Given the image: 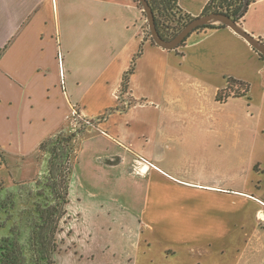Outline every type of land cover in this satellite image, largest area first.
I'll list each match as a JSON object with an SVG mask.
<instances>
[{
	"label": "crops",
	"instance_id": "obj_1",
	"mask_svg": "<svg viewBox=\"0 0 264 264\" xmlns=\"http://www.w3.org/2000/svg\"><path fill=\"white\" fill-rule=\"evenodd\" d=\"M176 1L193 18L209 2ZM239 25L263 40L264 0ZM227 78L249 93L219 104ZM74 110L89 121L76 159L90 142L142 198L128 264H264V62L243 38L226 27L164 50L137 0H0V149L36 153Z\"/></svg>",
	"mask_w": 264,
	"mask_h": 264
},
{
	"label": "rangeland",
	"instance_id": "obj_2",
	"mask_svg": "<svg viewBox=\"0 0 264 264\" xmlns=\"http://www.w3.org/2000/svg\"><path fill=\"white\" fill-rule=\"evenodd\" d=\"M141 10L144 13L142 8ZM142 19L145 21L147 36L151 38L145 13L142 14ZM161 19L165 25L175 26V23L172 24V21L165 17ZM60 67L64 76L66 73L63 72L62 61ZM78 116L77 113L68 122L66 131L62 132L76 134V146L78 134L82 128L89 126L88 120H82ZM89 144L88 141L80 144V154L73 162L71 194L67 206L68 218L62 224L63 230L59 235V239L64 241L62 248H69V252L65 253L68 250L62 249L56 253L54 262L128 264V244L134 234L130 230L133 226L131 215L142 205V198L132 200L126 197L125 192L130 186L125 175L127 172L99 168L92 159ZM46 161L47 156L39 151L17 159L8 157L0 149V199H4L7 193H15L14 219L20 223L22 229H25V224L17 215L31 207L27 193L36 190L34 181L41 179L45 174ZM138 194L139 192L136 193V198ZM3 218L4 216H0V220ZM24 233H27V229ZM1 234H4L2 230Z\"/></svg>",
	"mask_w": 264,
	"mask_h": 264
},
{
	"label": "trees",
	"instance_id": "obj_3",
	"mask_svg": "<svg viewBox=\"0 0 264 264\" xmlns=\"http://www.w3.org/2000/svg\"><path fill=\"white\" fill-rule=\"evenodd\" d=\"M152 10L159 36L170 40L194 18L184 14L176 0H146ZM255 0H209L202 15L222 13L228 15L240 24L246 15L250 4ZM138 6L141 5L137 0ZM144 15V13H142ZM162 17L175 23L169 27L162 22ZM226 28L222 24H208L196 28L184 43L194 34L200 35L208 31ZM152 44H155L150 38ZM264 42V39L262 40ZM179 46V47H180ZM142 53L141 47L134 61ZM264 62V57L257 53ZM134 64L124 73L121 89L127 91L129 77L133 73ZM226 86L217 92L215 101L226 103L229 99L246 97L250 86L248 83L233 78L226 79ZM76 134L62 132L49 136L41 142L38 151L47 156L46 172L41 179L34 181L36 190L27 193L31 207L19 213L17 217L23 220L25 229L14 219L16 209L15 193H7L0 199V264H55L54 256L60 252L64 241L59 239L67 220L71 174L76 160ZM24 217V219H21ZM22 222V221H21ZM27 229V233H24ZM24 238V239H23Z\"/></svg>",
	"mask_w": 264,
	"mask_h": 264
},
{
	"label": "water",
	"instance_id": "obj_4",
	"mask_svg": "<svg viewBox=\"0 0 264 264\" xmlns=\"http://www.w3.org/2000/svg\"><path fill=\"white\" fill-rule=\"evenodd\" d=\"M143 12L146 15V20L148 23V28L150 32L151 39L160 48L164 50H174L178 48L184 40L189 37V35L198 27L208 24H222L232 31H234L238 36L243 38L254 51L259 53L264 57V42L260 39L253 37L251 34L247 33L239 24L232 20L228 15L222 13H209L201 15L194 18L191 22L185 25L175 37L170 40L162 39L156 29L154 16L152 10L146 0H138Z\"/></svg>",
	"mask_w": 264,
	"mask_h": 264
},
{
	"label": "built area",
	"instance_id": "obj_5",
	"mask_svg": "<svg viewBox=\"0 0 264 264\" xmlns=\"http://www.w3.org/2000/svg\"><path fill=\"white\" fill-rule=\"evenodd\" d=\"M60 64H61V59H60V57H59V66H60ZM60 76H61V79L63 80V78H64V76H63V73H62V69H61V67H60ZM63 84V83H62ZM76 112L75 111H73L72 112V114L70 115V117H69V119H73V117L74 116H76ZM146 163V162H145Z\"/></svg>",
	"mask_w": 264,
	"mask_h": 264
}]
</instances>
